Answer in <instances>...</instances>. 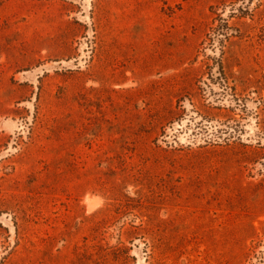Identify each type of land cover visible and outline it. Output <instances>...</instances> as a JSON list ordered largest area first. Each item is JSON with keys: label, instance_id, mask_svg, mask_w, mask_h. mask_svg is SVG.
Listing matches in <instances>:
<instances>
[{"label": "rangeland", "instance_id": "rangeland-1", "mask_svg": "<svg viewBox=\"0 0 264 264\" xmlns=\"http://www.w3.org/2000/svg\"><path fill=\"white\" fill-rule=\"evenodd\" d=\"M0 264H264V0H0Z\"/></svg>", "mask_w": 264, "mask_h": 264}]
</instances>
